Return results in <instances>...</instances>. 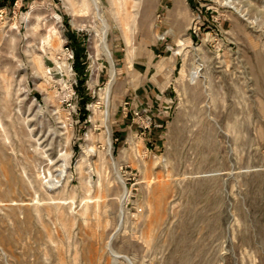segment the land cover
<instances>
[{
	"label": "rangeland",
	"instance_id": "rangeland-1",
	"mask_svg": "<svg viewBox=\"0 0 264 264\" xmlns=\"http://www.w3.org/2000/svg\"><path fill=\"white\" fill-rule=\"evenodd\" d=\"M0 264H264V0H0Z\"/></svg>",
	"mask_w": 264,
	"mask_h": 264
}]
</instances>
